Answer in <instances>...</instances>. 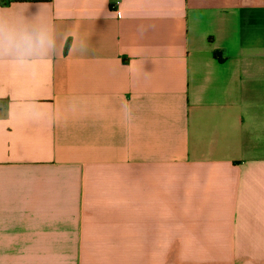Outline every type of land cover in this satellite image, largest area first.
<instances>
[{"label":"crops","instance_id":"0c3cea01","mask_svg":"<svg viewBox=\"0 0 264 264\" xmlns=\"http://www.w3.org/2000/svg\"><path fill=\"white\" fill-rule=\"evenodd\" d=\"M0 99V264H264V0H0Z\"/></svg>","mask_w":264,"mask_h":264},{"label":"rangeland","instance_id":"374dc122","mask_svg":"<svg viewBox=\"0 0 264 264\" xmlns=\"http://www.w3.org/2000/svg\"><path fill=\"white\" fill-rule=\"evenodd\" d=\"M18 264H21L23 262H26V261H23V260H16ZM5 264H15V260H5Z\"/></svg>","mask_w":264,"mask_h":264},{"label":"trees","instance_id":"16d2710c","mask_svg":"<svg viewBox=\"0 0 264 264\" xmlns=\"http://www.w3.org/2000/svg\"><path fill=\"white\" fill-rule=\"evenodd\" d=\"M214 54L219 58V60H223L222 56L220 55V52H215ZM5 103H6V100L0 99V105L5 104Z\"/></svg>","mask_w":264,"mask_h":264}]
</instances>
